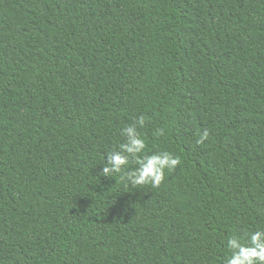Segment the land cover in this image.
Wrapping results in <instances>:
<instances>
[{
    "label": "trees",
    "instance_id": "16d2710c",
    "mask_svg": "<svg viewBox=\"0 0 264 264\" xmlns=\"http://www.w3.org/2000/svg\"><path fill=\"white\" fill-rule=\"evenodd\" d=\"M141 114L158 188L99 174ZM258 229L264 0H0V264H224Z\"/></svg>",
    "mask_w": 264,
    "mask_h": 264
},
{
    "label": "clouds",
    "instance_id": "9594fccd",
    "mask_svg": "<svg viewBox=\"0 0 264 264\" xmlns=\"http://www.w3.org/2000/svg\"><path fill=\"white\" fill-rule=\"evenodd\" d=\"M147 117L141 114L131 124L120 129L123 142L116 150L107 153L106 163L99 173L108 178L119 174L120 180L133 188L149 185L158 188L171 172L181 163L180 157L168 151L146 152V139L140 129L144 128ZM154 136L165 135L163 128H156ZM204 131L197 143L208 138ZM135 165V167H129ZM226 247L229 255L224 264H264V229L251 232L247 239L236 234L228 237Z\"/></svg>",
    "mask_w": 264,
    "mask_h": 264
}]
</instances>
